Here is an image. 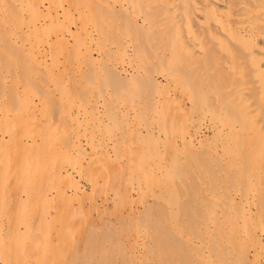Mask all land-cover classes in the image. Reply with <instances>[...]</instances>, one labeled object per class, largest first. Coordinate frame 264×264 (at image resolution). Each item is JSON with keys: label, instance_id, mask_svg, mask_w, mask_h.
I'll use <instances>...</instances> for the list:
<instances>
[{"label": "bare ground", "instance_id": "6f19581e", "mask_svg": "<svg viewBox=\"0 0 264 264\" xmlns=\"http://www.w3.org/2000/svg\"><path fill=\"white\" fill-rule=\"evenodd\" d=\"M0 264H264V0H0Z\"/></svg>", "mask_w": 264, "mask_h": 264}, {"label": "rangeland", "instance_id": "374dc122", "mask_svg": "<svg viewBox=\"0 0 264 264\" xmlns=\"http://www.w3.org/2000/svg\"><path fill=\"white\" fill-rule=\"evenodd\" d=\"M159 25H161V24H159ZM182 57H183V55H181V58H182ZM213 64H214V63L212 62V64L209 65V70H210L211 72H213L214 69H215V71H216V69H217L215 65L213 66ZM208 95H209L211 101H212V99H215V98H216V92H215V90H210L209 93H208ZM211 106H212V105H211ZM213 106H214V105H213ZM213 106H212V107H213ZM214 107H215V106H214ZM205 118H206V120H207V121H205V122H209V120L212 118V117H211V114L208 113L207 116H206Z\"/></svg>", "mask_w": 264, "mask_h": 264}]
</instances>
